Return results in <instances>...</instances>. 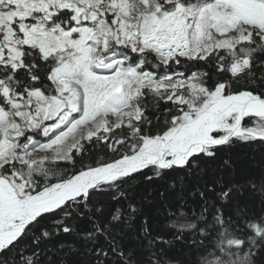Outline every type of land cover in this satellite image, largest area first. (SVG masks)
<instances>
[{"label": "snow or ice", "instance_id": "1", "mask_svg": "<svg viewBox=\"0 0 264 264\" xmlns=\"http://www.w3.org/2000/svg\"><path fill=\"white\" fill-rule=\"evenodd\" d=\"M0 264H264V0H0Z\"/></svg>", "mask_w": 264, "mask_h": 264}]
</instances>
